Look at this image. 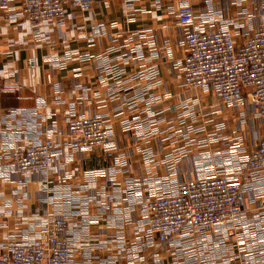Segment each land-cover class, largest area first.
<instances>
[{"label": "crops", "instance_id": "obj_1", "mask_svg": "<svg viewBox=\"0 0 264 264\" xmlns=\"http://www.w3.org/2000/svg\"><path fill=\"white\" fill-rule=\"evenodd\" d=\"M189 1L196 14L211 13L214 7L232 1L226 7L228 17L250 5V0ZM181 2L94 0L89 13L67 5L62 18L37 27L22 18L9 20L19 12L17 0L11 1L12 9H0V146L26 145L47 136L55 142L54 161L46 178L29 174L22 182L12 164L0 155V246L39 231L41 223L57 209L55 203L63 193L60 191H66L71 194L66 202L71 204L70 215L75 222L71 233L73 264H138L142 258H146V264L170 263L164 250L156 251V258L152 256L156 243L147 235L140 216L143 200L164 190L169 180L194 178L204 170L200 166H208V173L232 171L233 161L247 155L264 133V120L250 105L234 111L222 106L211 91L182 92L177 86L175 70L170 68L171 62L182 57V50L177 45L180 30L171 11ZM144 31L152 32L153 45L166 43L172 49L171 62L165 56L157 60L161 84L154 93L164 95V99L153 104L152 120L141 114L144 121L148 119L157 128L147 144L135 136L138 129L128 134L121 128L122 121L137 114L143 104L134 107L136 112L124 106V112L116 113L125 95L105 96L109 88L100 84V68L94 60L103 55L118 62L121 50L117 47L128 37L132 45L139 44L147 54L149 44L138 37ZM127 69L134 72L136 67ZM194 96L200 99V114L183 123L204 125V130L190 133L188 141L179 137L163 140L178 126L183 112L178 107L181 99ZM93 114H103L110 121L118 145L115 158L68 147V120ZM210 117L213 122L224 123L220 132L227 140L215 136L214 123H204ZM184 144L185 155L176 170L168 173L163 159ZM137 146H148L155 153L153 177L144 171ZM109 173L114 175L113 181ZM242 209L248 215H264V190L245 193ZM209 237L205 250L214 252L218 248L230 264H243L239 252H243L245 240L241 233L221 230ZM100 244L108 247L103 249Z\"/></svg>", "mask_w": 264, "mask_h": 264}, {"label": "built area", "instance_id": "obj_2", "mask_svg": "<svg viewBox=\"0 0 264 264\" xmlns=\"http://www.w3.org/2000/svg\"><path fill=\"white\" fill-rule=\"evenodd\" d=\"M11 1L0 0V9H12ZM17 2L19 12L10 15L9 20L22 18L37 27L50 19L62 18L67 5L89 13L94 0ZM189 2L182 0L171 11L180 30L177 40L182 50L180 59L171 62L172 49L166 43L153 45L151 31L138 34L149 44L147 54L139 44L132 45V38L128 37L117 47L121 50L118 62L114 61L116 58L103 55L94 59L100 68V84L109 88L105 96L125 95L124 101L115 108L116 113L124 112V106L133 113L136 112L134 107L143 104L137 114L122 121L121 128L128 134L138 129L135 136L146 144L157 133V128L149 122L155 115L152 106L164 99V95L154 93L161 84L157 63L160 56L171 62L170 71L175 70L177 86L182 92L211 91L222 106L235 111L250 105L264 120V1L250 0V5L240 8L234 17L226 14V7L232 1L214 7L211 13L201 14H196ZM132 65L136 70L128 73L127 68ZM178 107L183 110L178 126L169 130L163 140L179 137L188 141L191 140L190 133L204 130V125L197 127L183 123L186 118L194 120L200 114L198 97L181 99ZM141 114L149 120L144 121ZM204 123H214L215 136L227 140L220 132L224 128L223 122H213L210 117ZM65 135L71 150L100 152L108 158H115L118 151L111 123L103 114L73 116L67 122ZM54 148V140L47 136L26 145L0 146V155L12 164L20 180L25 182L29 174L46 178L53 165ZM137 148L144 171L153 177L157 166L155 153L148 146ZM185 149L184 144L166 154L163 160L168 173L176 170ZM232 164V171L221 169L212 173L205 171L208 166H200L204 170L197 172L194 178L169 180L164 190L143 200L140 216L147 235L155 239L154 258L156 251L164 250L169 254V264H230L218 248L214 252L204 249L208 236L223 230L224 233H241L244 238V250L239 252L243 264H264V215H248L242 209L245 193L264 190V133L247 155L236 158ZM109 179L113 181L112 173H109ZM46 185L44 182L43 187ZM60 192L63 193L55 203L57 209L41 223L39 231L23 240L0 246V264H73L75 245L71 233L75 222L70 215L71 204L66 202L71 194ZM98 246L108 247L107 244ZM138 264H146V258Z\"/></svg>", "mask_w": 264, "mask_h": 264}]
</instances>
